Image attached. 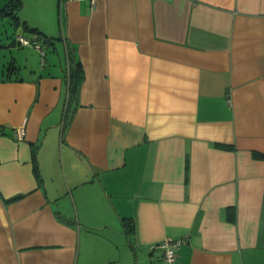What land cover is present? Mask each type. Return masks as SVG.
Listing matches in <instances>:
<instances>
[{
    "label": "crops",
    "instance_id": "crops-1",
    "mask_svg": "<svg viewBox=\"0 0 264 264\" xmlns=\"http://www.w3.org/2000/svg\"><path fill=\"white\" fill-rule=\"evenodd\" d=\"M21 1L0 13V264H264V0Z\"/></svg>",
    "mask_w": 264,
    "mask_h": 264
},
{
    "label": "trees",
    "instance_id": "trees-1",
    "mask_svg": "<svg viewBox=\"0 0 264 264\" xmlns=\"http://www.w3.org/2000/svg\"><path fill=\"white\" fill-rule=\"evenodd\" d=\"M22 6L21 0H10L9 3L0 11L3 14H15ZM67 69L65 70V90H66V101H65V118L67 119L68 113L74 111L76 106V100L79 92V88L83 81V70L79 61H77L71 51L68 50L67 57ZM217 147L227 148L226 146L216 145ZM255 158L264 159V155L254 153ZM188 169V164H186ZM13 201V200H11ZM123 226L125 228V234L128 235L131 232V220H123Z\"/></svg>",
    "mask_w": 264,
    "mask_h": 264
},
{
    "label": "built area",
    "instance_id": "built-area-1",
    "mask_svg": "<svg viewBox=\"0 0 264 264\" xmlns=\"http://www.w3.org/2000/svg\"><path fill=\"white\" fill-rule=\"evenodd\" d=\"M69 1H73V0H57L60 15L62 14V11L65 7V4ZM79 1H81V0H79ZM88 1L90 3L91 7H93L95 4V0H88ZM15 40L17 41L19 46L35 47L36 49H38L41 52L42 56L44 55V52L42 51L40 44L36 40H29V39H26L23 37H16ZM15 136L18 139H22L24 136V131L22 129H19L18 131L15 132ZM183 242L184 241H182V240H177V241L166 240V241H163L162 243L156 245L155 248L162 250L163 258L166 262L173 263L176 260L177 250L183 244Z\"/></svg>",
    "mask_w": 264,
    "mask_h": 264
},
{
    "label": "rangeland",
    "instance_id": "rangeland-1",
    "mask_svg": "<svg viewBox=\"0 0 264 264\" xmlns=\"http://www.w3.org/2000/svg\"><path fill=\"white\" fill-rule=\"evenodd\" d=\"M59 8V7H58ZM1 26H5L4 24H2ZM0 26V27H1ZM8 34H9V37L10 38H14L16 35H18V33H16L14 30H9V32H8ZM42 51L44 52V53H47V50L43 47L42 48ZM14 54V53H13ZM48 54V53H47ZM5 55H7V52L6 51H4V50H1V52H0V56H5Z\"/></svg>",
    "mask_w": 264,
    "mask_h": 264
},
{
    "label": "water",
    "instance_id": "water-1",
    "mask_svg": "<svg viewBox=\"0 0 264 264\" xmlns=\"http://www.w3.org/2000/svg\"><path fill=\"white\" fill-rule=\"evenodd\" d=\"M2 134V131L0 130V135Z\"/></svg>",
    "mask_w": 264,
    "mask_h": 264
}]
</instances>
